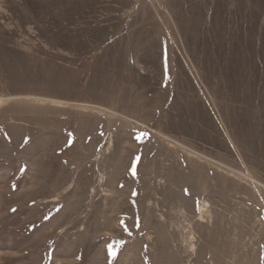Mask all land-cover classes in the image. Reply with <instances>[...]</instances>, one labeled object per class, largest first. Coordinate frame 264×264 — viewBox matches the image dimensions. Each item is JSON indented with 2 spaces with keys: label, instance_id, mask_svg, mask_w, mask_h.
Listing matches in <instances>:
<instances>
[{
  "label": "rangeland",
  "instance_id": "obj_1",
  "mask_svg": "<svg viewBox=\"0 0 264 264\" xmlns=\"http://www.w3.org/2000/svg\"><path fill=\"white\" fill-rule=\"evenodd\" d=\"M0 264H264V0H0Z\"/></svg>",
  "mask_w": 264,
  "mask_h": 264
},
{
  "label": "snow or ice",
  "instance_id": "obj_2",
  "mask_svg": "<svg viewBox=\"0 0 264 264\" xmlns=\"http://www.w3.org/2000/svg\"><path fill=\"white\" fill-rule=\"evenodd\" d=\"M13 211H14V209H13ZM113 255H115V253H112Z\"/></svg>",
  "mask_w": 264,
  "mask_h": 264
}]
</instances>
